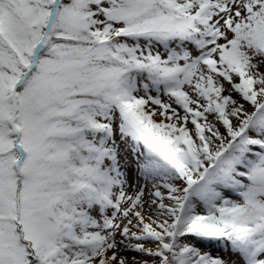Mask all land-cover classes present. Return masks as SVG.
Instances as JSON below:
<instances>
[{"label": "snow or ice", "instance_id": "obj_1", "mask_svg": "<svg viewBox=\"0 0 264 264\" xmlns=\"http://www.w3.org/2000/svg\"><path fill=\"white\" fill-rule=\"evenodd\" d=\"M0 264H264V0H0Z\"/></svg>", "mask_w": 264, "mask_h": 264}]
</instances>
